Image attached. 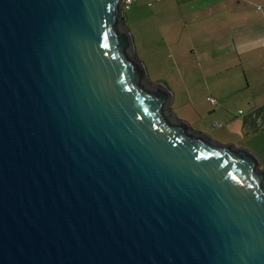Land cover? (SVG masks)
<instances>
[{
	"label": "water",
	"instance_id": "1",
	"mask_svg": "<svg viewBox=\"0 0 264 264\" xmlns=\"http://www.w3.org/2000/svg\"><path fill=\"white\" fill-rule=\"evenodd\" d=\"M123 0H0V264H264V171L150 84Z\"/></svg>",
	"mask_w": 264,
	"mask_h": 264
},
{
	"label": "crops",
	"instance_id": "2",
	"mask_svg": "<svg viewBox=\"0 0 264 264\" xmlns=\"http://www.w3.org/2000/svg\"><path fill=\"white\" fill-rule=\"evenodd\" d=\"M159 3L172 19L163 23L168 36L178 33L172 38L178 42L172 40L170 45L178 58V80L188 88L187 102L180 105H190L195 124L211 125L208 132L214 140L248 150L251 146L264 155V0ZM203 77L213 80L206 82L207 104L194 93ZM209 98L216 104L210 105ZM215 123L220 126L214 127Z\"/></svg>",
	"mask_w": 264,
	"mask_h": 264
},
{
	"label": "rangeland",
	"instance_id": "3",
	"mask_svg": "<svg viewBox=\"0 0 264 264\" xmlns=\"http://www.w3.org/2000/svg\"><path fill=\"white\" fill-rule=\"evenodd\" d=\"M160 1L165 3V0H137L134 6L123 12L126 28L134 41L136 59L143 64L150 84H161L171 93L172 103H170V112L177 120L187 123L192 131L206 134V136L213 139L211 133L208 132V130L212 131L213 129L211 125L209 128L206 123L195 124V113L192 111L190 105H180L182 100V103L187 102L184 96L188 88L183 87L180 80H178L179 73L175 64L178 58L174 53V46L170 45L172 40H174L172 38L178 36V33H172L171 37L168 36L169 32L163 23L171 22L172 19L167 18L163 14L161 10L165 5H161ZM174 41L178 42V39L176 38ZM203 78L197 84V87L200 88L196 89L194 93L196 97H203L204 104H207L206 97L210 95V90L207 94L208 86L206 82L209 84L213 80L208 81V79ZM221 78L224 79V76H221ZM174 97L175 99H173ZM206 107L203 108V114L207 112ZM217 142L221 143L220 141ZM252 150L254 149L250 146L249 151L260 163L259 169L264 171V155Z\"/></svg>",
	"mask_w": 264,
	"mask_h": 264
},
{
	"label": "built area",
	"instance_id": "4",
	"mask_svg": "<svg viewBox=\"0 0 264 264\" xmlns=\"http://www.w3.org/2000/svg\"><path fill=\"white\" fill-rule=\"evenodd\" d=\"M136 1H137V0H123V4H122V6H123V11H124V10H128V9H130V8L132 7V5H133L134 3H136ZM207 100H208V103H209L210 105H215V104H216V100H215V99L209 98V99H207ZM213 126H214V127H219L220 124H219V123H215V124H213Z\"/></svg>",
	"mask_w": 264,
	"mask_h": 264
},
{
	"label": "trees",
	"instance_id": "5",
	"mask_svg": "<svg viewBox=\"0 0 264 264\" xmlns=\"http://www.w3.org/2000/svg\"><path fill=\"white\" fill-rule=\"evenodd\" d=\"M124 11H125V10H124ZM124 11H123V12H124Z\"/></svg>",
	"mask_w": 264,
	"mask_h": 264
}]
</instances>
